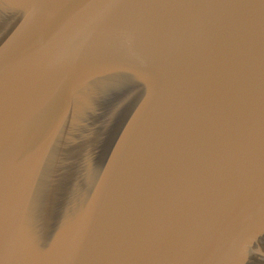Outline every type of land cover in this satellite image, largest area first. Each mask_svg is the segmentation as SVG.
Masks as SVG:
<instances>
[{
  "label": "water",
  "instance_id": "1",
  "mask_svg": "<svg viewBox=\"0 0 264 264\" xmlns=\"http://www.w3.org/2000/svg\"><path fill=\"white\" fill-rule=\"evenodd\" d=\"M103 2L0 0V264H264V0Z\"/></svg>",
  "mask_w": 264,
  "mask_h": 264
},
{
  "label": "snow or ice",
  "instance_id": "2",
  "mask_svg": "<svg viewBox=\"0 0 264 264\" xmlns=\"http://www.w3.org/2000/svg\"><path fill=\"white\" fill-rule=\"evenodd\" d=\"M94 6L103 7V8H114V7H121L125 5L121 4L120 0H104L103 3L97 4ZM262 7H264V5H262ZM42 169H41V172H42ZM2 188H3V178H2V174H0V189ZM6 231H7V202H6V196L2 193V191H0V248H3L4 251H7Z\"/></svg>",
  "mask_w": 264,
  "mask_h": 264
}]
</instances>
